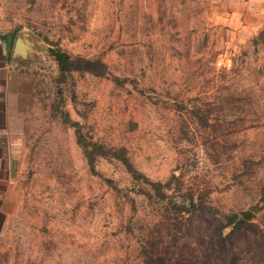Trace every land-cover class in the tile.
I'll return each instance as SVG.
<instances>
[{"label": "rangeland", "instance_id": "1", "mask_svg": "<svg viewBox=\"0 0 264 264\" xmlns=\"http://www.w3.org/2000/svg\"><path fill=\"white\" fill-rule=\"evenodd\" d=\"M0 33L31 43L0 264H264V0H0Z\"/></svg>", "mask_w": 264, "mask_h": 264}, {"label": "crops", "instance_id": "2", "mask_svg": "<svg viewBox=\"0 0 264 264\" xmlns=\"http://www.w3.org/2000/svg\"><path fill=\"white\" fill-rule=\"evenodd\" d=\"M15 38L0 33V235L9 218V191L13 182L16 79L23 58L14 52Z\"/></svg>", "mask_w": 264, "mask_h": 264}, {"label": "trees", "instance_id": "3", "mask_svg": "<svg viewBox=\"0 0 264 264\" xmlns=\"http://www.w3.org/2000/svg\"><path fill=\"white\" fill-rule=\"evenodd\" d=\"M49 52L57 61L61 74L64 77L66 76V73L71 72L72 70L78 67L85 68L87 66H90V62L87 61L86 59L75 58L69 52L63 50L60 47H50ZM71 122L75 127H77L76 128V133L78 135L77 138L79 140V143H81L82 146L84 147L86 156L91 165H94L97 157L111 154L113 157L119 159L126 166V168L129 170V172L131 173L134 179L142 181L147 185H150L151 188H153V190L160 198H164L165 196H167V193L164 190L165 186L161 183L153 182L149 180L147 177L141 175V173H139V171H137L133 167L128 156L123 152L122 149L109 151L104 145L100 143L87 141L84 138V135L79 127V123L76 121H71ZM190 198H191L190 200L192 206L196 208L197 205L194 201V198L193 197ZM175 207L179 208L180 210H188V208H190L185 205H177V203H175ZM242 214H243L242 217H240L239 214L233 213L230 216V218L227 220L226 226L229 225L231 226V231L229 232V235H234L244 230L245 231L254 230L255 225L252 221H250V219L253 217V214L251 212H245V211Z\"/></svg>", "mask_w": 264, "mask_h": 264}, {"label": "water", "instance_id": "4", "mask_svg": "<svg viewBox=\"0 0 264 264\" xmlns=\"http://www.w3.org/2000/svg\"><path fill=\"white\" fill-rule=\"evenodd\" d=\"M31 50V43L25 36H17L14 44V52L20 58H27Z\"/></svg>", "mask_w": 264, "mask_h": 264}]
</instances>
